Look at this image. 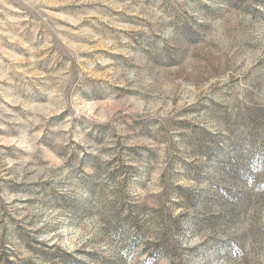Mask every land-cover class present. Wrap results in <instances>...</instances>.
Here are the masks:
<instances>
[{
    "label": "rangeland",
    "instance_id": "obj_1",
    "mask_svg": "<svg viewBox=\"0 0 264 264\" xmlns=\"http://www.w3.org/2000/svg\"><path fill=\"white\" fill-rule=\"evenodd\" d=\"M0 264H264V0H0Z\"/></svg>",
    "mask_w": 264,
    "mask_h": 264
}]
</instances>
